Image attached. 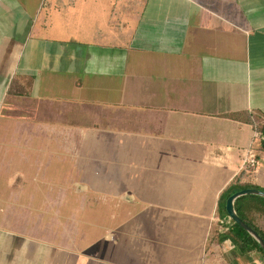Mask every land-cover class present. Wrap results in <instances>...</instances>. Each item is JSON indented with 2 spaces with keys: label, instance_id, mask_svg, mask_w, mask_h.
Here are the masks:
<instances>
[{
  "label": "crops",
  "instance_id": "obj_1",
  "mask_svg": "<svg viewBox=\"0 0 264 264\" xmlns=\"http://www.w3.org/2000/svg\"><path fill=\"white\" fill-rule=\"evenodd\" d=\"M252 115L264 0H0V264H263L214 241Z\"/></svg>",
  "mask_w": 264,
  "mask_h": 264
},
{
  "label": "trees",
  "instance_id": "obj_2",
  "mask_svg": "<svg viewBox=\"0 0 264 264\" xmlns=\"http://www.w3.org/2000/svg\"><path fill=\"white\" fill-rule=\"evenodd\" d=\"M229 116L231 118L237 117L236 114ZM249 122L254 127L255 133L259 134V137H257L260 139H257L259 145L264 148V125L261 119L258 116L252 115ZM250 150H253V148H250ZM255 157L257 160L256 154ZM244 172L242 171L235 181L228 185L221 193L216 208L218 217H221L222 213L225 214V201L231 194L244 189L264 191L255 186L241 183L240 180ZM234 208L239 218L255 230L264 241V199L257 196H243L234 202ZM222 226L225 227V229L214 237L216 243L221 244L225 241H229L234 248V256H244L250 252H257L261 255L264 264V255L261 248L243 229L234 224L231 220L227 223H222Z\"/></svg>",
  "mask_w": 264,
  "mask_h": 264
},
{
  "label": "water",
  "instance_id": "obj_3",
  "mask_svg": "<svg viewBox=\"0 0 264 264\" xmlns=\"http://www.w3.org/2000/svg\"><path fill=\"white\" fill-rule=\"evenodd\" d=\"M243 196H257L264 199V191L257 190V189H244L237 191L233 194H231L225 201V212L228 215L229 219L239 226L241 229H243L261 248L263 255H264V241L261 238V236L253 230L251 227H249L247 224H245L237 215L235 208H234V202Z\"/></svg>",
  "mask_w": 264,
  "mask_h": 264
},
{
  "label": "built area",
  "instance_id": "obj_4",
  "mask_svg": "<svg viewBox=\"0 0 264 264\" xmlns=\"http://www.w3.org/2000/svg\"><path fill=\"white\" fill-rule=\"evenodd\" d=\"M255 137H259L258 133H255ZM258 166V161L256 160L255 153L252 150H247L245 153V159L242 165V170L245 172H251Z\"/></svg>",
  "mask_w": 264,
  "mask_h": 264
},
{
  "label": "rangeland",
  "instance_id": "obj_5",
  "mask_svg": "<svg viewBox=\"0 0 264 264\" xmlns=\"http://www.w3.org/2000/svg\"><path fill=\"white\" fill-rule=\"evenodd\" d=\"M78 203L79 202H77V203L74 204V207H73L74 209H82L83 208V205L84 204L82 205V204H78ZM57 204H60V203H58V202L57 203H53V205H57ZM94 208H97V207H94Z\"/></svg>",
  "mask_w": 264,
  "mask_h": 264
}]
</instances>
